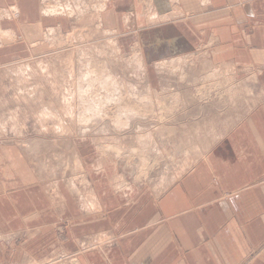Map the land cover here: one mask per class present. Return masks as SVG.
Returning a JSON list of instances; mask_svg holds the SVG:
<instances>
[{
	"label": "crops",
	"instance_id": "obj_1",
	"mask_svg": "<svg viewBox=\"0 0 264 264\" xmlns=\"http://www.w3.org/2000/svg\"><path fill=\"white\" fill-rule=\"evenodd\" d=\"M58 3L0 0V24L21 35L63 30L71 16L53 11ZM97 13L117 46L145 61L206 48L214 64L251 75L257 101L231 127L211 129L202 155L161 188L76 136L83 196L64 181L49 191L32 147L0 142V264L62 250L76 252L71 264H264V0H102ZM6 43L0 57L28 49Z\"/></svg>",
	"mask_w": 264,
	"mask_h": 264
},
{
	"label": "rangeland",
	"instance_id": "obj_2",
	"mask_svg": "<svg viewBox=\"0 0 264 264\" xmlns=\"http://www.w3.org/2000/svg\"><path fill=\"white\" fill-rule=\"evenodd\" d=\"M58 1L79 5L60 11L72 15L63 30L52 23L21 35L0 24V47L24 41L29 51L0 57V142L32 147L30 156L48 178L49 191L64 181L83 196L78 185L84 168L71 144L76 136L113 154L129 175L161 188L202 155L212 141L211 129L231 127L257 101L251 75L214 64L206 48L145 61L139 48L120 49L113 34L98 24L95 9L88 10L102 0ZM43 2L46 10L57 0ZM80 8L85 11L78 16ZM91 66L90 75L103 79H82ZM83 87L87 91L79 98L76 88ZM99 103L103 108L91 115L90 104ZM126 103L137 111L126 112ZM80 249H85L82 242ZM69 254L62 250L28 264H71L76 252Z\"/></svg>",
	"mask_w": 264,
	"mask_h": 264
},
{
	"label": "bare ground",
	"instance_id": "obj_3",
	"mask_svg": "<svg viewBox=\"0 0 264 264\" xmlns=\"http://www.w3.org/2000/svg\"><path fill=\"white\" fill-rule=\"evenodd\" d=\"M170 2H171V1H170ZM78 3H79V2H78ZM80 4H81V3H80ZM85 4H87V3H85ZM94 4H95V3H93V6H94V7H92V6L90 7V6H89V7H88V10H90V9L92 8V9H95V12L99 11V10H96V9H97V7L100 8V4H98V5H96V6H95ZM57 5L59 6L60 9H59V11H57L56 8H55V10L53 9V11H56V13H57V12H60V11H64V10H68V12H71L70 10L74 11V10L78 9V7H79V5H74V4L69 3V2H67V4L60 3V2H59ZM87 5H89V4H87ZM60 6H61V7H60ZM82 6H83V5H82ZM43 7H44V6H43ZM64 8H65V9H64ZM84 8H86V7H84ZM80 9H81V8H80ZM80 9H79L78 12H77V13H78V14H77L78 16H79L80 14H84V11H85L84 9H81V10H80ZM103 9H104V8H103ZM86 10H87V9H86ZM53 11H52V12H53ZM99 13H100V12H99ZM49 16H50V15H49ZM71 16H72V15H71ZM126 16H127V15H126ZM96 17H97V16H96ZM98 20H99V18H98ZM98 24H99V23H98ZM53 30H54V29H53ZM105 31H106V30H105ZM113 35H114V33H113ZM114 36H115V35H114ZM208 44H209V43H208ZM134 54H135L134 56H136V53H135V52H134ZM139 54H140V53H139ZM190 55H191V54H190ZM138 56H140V55H138ZM182 56H183V55H182ZM182 56H180V57L182 58ZM176 57H177V56H176ZM176 57H175V58H176ZM139 59H140V58H139ZM170 59H171V58H170ZM164 60H165V59H164ZM166 60L168 61L169 59H166ZM158 61H160V60H158ZM167 61H166V62H167ZM182 61H184V60H182ZM182 61H181V62H182ZM181 62H180V63H181ZM89 64H90V63H89ZM89 64H88V65H89ZM170 64H171V63H170ZM85 65H86V64H85ZM90 68H91V69H90ZM90 68L87 69L86 72L83 73V75L81 74V77H83L82 79H84V78H85V79H88V82H89V81H95V80H98V81H99V80L103 79V78H99V77H97V75H96L95 73H94L95 75H90V74H93V70H92L93 67L91 66ZM94 69H95V68H94ZM83 70H85V69L83 68ZM231 70H232V69H231ZM95 71H96V70H95ZM99 71H100V70H99ZM99 71H98V72H99ZM100 72L102 73V71H100ZM88 74H89V75H88ZM214 74H215V73H214ZM98 75H99V74H98ZM99 76H100V75H99ZM78 77H79V76H78ZM81 77H80V78H81ZM107 77H109V76H107ZM107 77H106V78H107ZM110 78H111V77H110ZM107 79H108V78H107ZM103 82H105V81H103ZM90 83H91V82H90ZM87 84H88V83H87ZM106 84H108V83L105 82V85H106ZM90 85H91V84H90ZM87 88H88V87H87ZM87 88H86V87H83V89L76 88V89H78V94H77V95L79 96V98L82 97L81 95H82L84 92L87 91ZM82 90H84V91H82ZM76 92H77V91H76ZM144 96H145V95H144ZM140 98H141V97H140ZM141 99H142V101H143V98H141ZM144 99H145V98H144ZM137 100H139V99H137ZM142 101H141V102H142ZM145 101H146V100H145ZM128 102H129V101H128ZM82 103H83V101H82ZM101 104H102V103H101ZM101 104L99 103V106L97 105V107H96L97 109L94 107L93 104H90V106H91V108H90V106H89V108H90V111H89L90 114L92 115V113H98V112L103 108V107H101ZM127 104H128V106L126 107L125 105H127ZM143 104H144V103H143ZM87 105H88V104H87ZM125 105L123 104L122 108L124 109V107H125V108H126V112H128L129 110L132 111V112H134V111L136 110L135 108L132 107V106H134V105H132L131 103H126ZM83 106H85V102H84ZM102 106H103V105H102ZM100 107H101V108H100ZM118 107H120V106H118ZM140 107H141V106H140ZM83 108H85V107H83ZM86 108H87V107H86ZM89 108H88L87 110H89ZM141 108H142V107H141ZM141 108H140V109H141ZM87 110L84 109L83 111H87ZM115 111H116V110H115ZM115 111H114V112H115ZM120 111H121V110H120ZM122 111H123V110H122ZM136 111H137V110H136ZM140 111H141V110H140ZM114 112H113V113H114ZM84 113H85V112H84ZM119 113H120V112H119ZM88 114H89V113H88ZM90 114H89V115H90ZM114 114H116V113H114ZM91 115H90V116H91ZM116 115H117V114H116ZM127 115H128V114H127ZM79 116L82 117L83 114L81 115V113H80ZM86 116H88V115H86ZM86 116H85V117H86ZM121 116H122V115H121ZM121 116H120V117H121ZM114 117H115V116H114ZM117 117H118V116H117ZM126 118H127V117H126ZM81 119H82V118H81ZM87 119H88V118H87ZM87 119H86V120H87ZM83 120H84V118H83ZM116 120H118V118H117ZM87 121H88V120H87ZM124 121H125V120H124ZM80 122H81V121H80ZM116 122H117V121H116ZM82 123H83V122H82ZM117 123H118V122H117ZM119 123H120V122H119ZM125 123H126V122H125ZM125 123H124V124H125ZM128 123H129V122H128ZM124 124H123V125H124ZM121 125H122V124H121ZM126 125H127V124H126ZM28 152H29V151H28ZM52 184H53V183H52ZM55 186H56V185H55ZM69 187H70V186H69ZM76 192H77V191H76ZM54 197H55V196H54ZM55 199H56V198H55ZM59 200H60V199H59ZM68 256H69V255H68Z\"/></svg>",
	"mask_w": 264,
	"mask_h": 264
}]
</instances>
